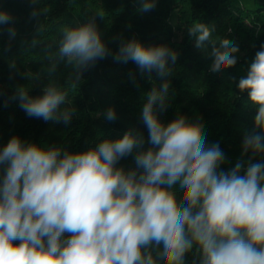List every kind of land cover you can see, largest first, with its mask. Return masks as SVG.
<instances>
[{"label": "clouds", "instance_id": "clouds-1", "mask_svg": "<svg viewBox=\"0 0 264 264\" xmlns=\"http://www.w3.org/2000/svg\"><path fill=\"white\" fill-rule=\"evenodd\" d=\"M30 3V18L39 20V0ZM134 3L143 14L158 0ZM4 26L11 42L14 19L0 7V32ZM215 31L203 22L187 29L197 49H209V71L221 74L237 65L239 46L228 38L214 41ZM109 55L161 81L139 113L147 140L130 125L122 136L79 152L17 135L0 145V264H264V44L243 75L230 77L255 114L241 156L227 170L224 151L207 143L199 120L160 118L178 59L168 45L121 38L113 54L90 18L63 29L56 51L46 56L47 73L55 77L61 64L70 67L75 86ZM17 98L30 118L68 125L75 114L62 107L68 93L55 80L42 95L18 89ZM102 115L109 123L118 119L113 106ZM129 156L134 166L125 168L120 161Z\"/></svg>", "mask_w": 264, "mask_h": 264}, {"label": "trees", "instance_id": "trees-1", "mask_svg": "<svg viewBox=\"0 0 264 264\" xmlns=\"http://www.w3.org/2000/svg\"><path fill=\"white\" fill-rule=\"evenodd\" d=\"M138 6L134 0H39L37 7L44 14L37 20L30 18V0H0V7L12 15L17 29L11 42L8 26L0 32V145L17 135L39 145L64 146L68 151L79 152L103 138L122 136L130 125L138 127L147 140L139 113L147 92L161 83L155 72L148 79L134 63L118 64L109 55L85 71L83 80L75 86L68 79L72 69L63 64L55 77L48 76L46 56L56 51L63 29L95 18L102 39L113 54L121 38H136L145 45L166 44L178 52L170 78L169 107L160 118L168 122L184 114L199 120L207 143L218 142L227 157L222 168L234 166L241 156L244 132L253 127L255 113L248 105L247 93L240 94L230 77L243 75L248 61L264 44V3L256 2L249 9L236 0H158L155 9L143 14L136 11ZM173 12L175 26L169 20ZM197 22L215 27L214 41H235L239 53L234 68L221 74L209 71V49H197L194 38L187 33ZM32 39L35 46L29 44ZM10 64L16 68L11 69ZM53 80L68 93V103L62 107L75 110L68 125L30 118L20 107L18 89H26L36 97ZM109 106L115 107L118 114L113 123L102 115ZM120 164L125 168L134 166L131 156Z\"/></svg>", "mask_w": 264, "mask_h": 264}, {"label": "rangeland", "instance_id": "rangeland-1", "mask_svg": "<svg viewBox=\"0 0 264 264\" xmlns=\"http://www.w3.org/2000/svg\"><path fill=\"white\" fill-rule=\"evenodd\" d=\"M238 3H240L241 5H243L242 4V2L243 3H245L244 5H246L245 7L246 8H249V9H252L254 6H251V5H248L244 0H236ZM169 20H170V23L173 25V26H175L176 25V14H175V12H173L171 15H170V18H169Z\"/></svg>", "mask_w": 264, "mask_h": 264}, {"label": "crops", "instance_id": "crops-1", "mask_svg": "<svg viewBox=\"0 0 264 264\" xmlns=\"http://www.w3.org/2000/svg\"><path fill=\"white\" fill-rule=\"evenodd\" d=\"M245 1V0H244ZM247 1V2H246ZM245 2L248 4V5H251V6H254L256 2H259V3H264V0H246ZM237 4H240L236 1ZM242 4L244 5L245 3L242 2ZM246 6V5H245Z\"/></svg>", "mask_w": 264, "mask_h": 264}]
</instances>
